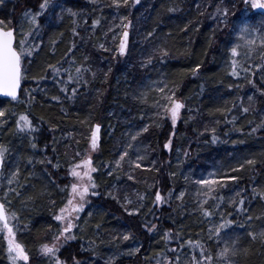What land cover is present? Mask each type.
I'll list each match as a JSON object with an SVG mask.
<instances>
[{"label": "trees", "instance_id": "trees-1", "mask_svg": "<svg viewBox=\"0 0 264 264\" xmlns=\"http://www.w3.org/2000/svg\"><path fill=\"white\" fill-rule=\"evenodd\" d=\"M38 1L13 0L0 10V16L8 14L4 20L14 21L23 9L35 7ZM210 2L140 0L133 5L129 0L127 6L116 7L113 0H59L65 9L71 8L78 15L73 17L64 11L60 18H55L61 12L55 8L48 18L52 19L51 26L47 19L41 23L43 47L34 57L22 61V76L27 78L21 79L18 100L0 98V109L6 112L8 120V125L0 127V141L8 143L18 154L19 184L24 185L20 188L14 184L21 195L11 193L7 200L12 202L9 211L20 217L17 238L25 245L30 264H50L49 258L40 256L39 249L45 243L51 244L60 228L53 216L67 200L68 193L60 189L68 186L69 168L77 161L76 157H69V151L74 147L75 153L83 152L87 137L78 141L77 136L83 130L88 134L98 120L100 140L93 156V166L98 172L93 175L99 195L89 199L79 227L73 230L77 239L61 248L58 253L61 260L66 264H72V257L83 264H157V254L163 253L171 259L179 255L180 264H193V257H199L200 253V248L193 245L203 244L213 257L217 256L220 249L215 241L209 240L208 229L218 224L223 215L235 221L232 229L226 230L237 241L238 255L232 258L235 264H264V242L249 237V233L264 231V199L260 196L264 193V129L252 131L264 121V72L254 67L264 65V59L239 62V75H231L230 38L206 22L211 13L205 14L203 10ZM121 17L130 19L129 27L121 28L117 44L127 30V54L130 50L131 55L128 59L112 60L103 54L100 49H105L99 45H107L104 39L109 33L119 31ZM93 21H99L95 28ZM74 27L77 36L73 35ZM73 44L76 47L69 58L76 61L75 66L83 64L91 70L85 72L89 86H81L78 97L69 100L60 91L62 85L50 75L39 84L33 77L43 75L41 69L46 63L61 61ZM161 48L169 55L162 58L158 51ZM149 58L152 63L146 64ZM197 65L200 67L194 75L192 69ZM244 68L250 71L245 72ZM157 80L175 87L177 98L186 104L174 132L165 121L160 123L159 117L154 116L155 102L145 100L147 81ZM73 86H69V92ZM32 89L39 90L29 93ZM248 94L253 97L252 102ZM29 95L34 97L31 103ZM53 96L59 97V101L51 99ZM243 108L249 111L245 113ZM18 113L27 114L37 129L30 133V142L18 141L14 135L13 123ZM144 126L149 129L145 133L147 138L138 140L142 142L138 147H143L145 157L142 168L132 171L125 168L126 162L135 160L131 148L129 157L117 168L115 161L129 144V133ZM213 135L217 137L216 143L211 142ZM170 137L173 146L166 150L164 144ZM31 143L37 147L33 149ZM186 151L188 156L184 154ZM46 158L60 166L39 163ZM29 159L33 163L29 164ZM249 159L255 163L247 165ZM241 164L243 169L232 171ZM210 167L218 171L215 179L232 175L239 179L227 181L225 187L206 196L207 190L196 186L192 174H203ZM109 172L113 175L109 176ZM130 172L134 180L129 182ZM201 174L197 177L203 179ZM157 188L165 197L170 191L174 193L168 202L159 206L153 204ZM3 191L4 187L0 188V197ZM181 191L186 194L184 207H178L181 201L176 199ZM109 192L117 195L119 202ZM137 194L146 199L133 205L140 208L139 215L129 216L121 206L123 197L128 195L137 201ZM241 197L245 203L243 211H238L234 202L238 205ZM199 199L208 201L205 207L214 213L213 217H203ZM89 212L93 213L91 218ZM248 217L252 218L250 223ZM145 224H156L157 230L148 233ZM169 230L173 235L165 241L163 234ZM124 234H129L130 239L123 240ZM137 248L140 251L129 254ZM169 249L177 252L173 255ZM0 264H11L3 234H0Z\"/></svg>", "mask_w": 264, "mask_h": 264}, {"label": "snow or ice", "instance_id": "snow-or-ice-1", "mask_svg": "<svg viewBox=\"0 0 264 264\" xmlns=\"http://www.w3.org/2000/svg\"><path fill=\"white\" fill-rule=\"evenodd\" d=\"M245 5L251 2V7L253 9H264V0H243ZM0 3H3V0H0ZM133 5L139 4L140 0H131ZM129 4V0H113V5L116 7L127 6ZM59 7L61 9L60 14H55V18H60L64 11H67L70 16H77L78 14L72 11L71 8L65 9L62 3H59V0H40L39 10L38 11H26L23 15L22 22L20 24V31L17 33L14 27H11L12 21H4L0 20V92L4 93L6 96L11 97L12 100H18L17 89L20 87L21 79H25L27 77L22 76V61L34 57V55L38 54L39 49L43 47L42 37H41V23L40 20L49 16V14L54 13V9ZM200 5L197 4V8ZM174 9H169V11H173ZM218 18L223 17L224 20L227 19L229 15L228 8L217 7L215 14ZM47 23L49 26L52 24V19H47ZM75 23V21H74ZM99 21H93V28ZM25 24L27 28L25 30ZM123 27L127 29L129 24H124ZM111 31V29H109ZM73 35L77 36L78 33L75 27L72 29ZM239 39L244 41V45L251 48L256 45L257 39L260 41V46L264 47V35H261L258 29L252 28L251 26H244L239 29ZM19 35L20 38L16 41V37ZM148 36H152V33H148ZM249 36H253L254 38L249 39ZM116 37H113L115 40ZM128 40H129V32L125 30L121 37H119V45L116 49L119 56H126L128 50ZM39 41V42H37ZM55 41H52V44L55 45ZM101 48H104L103 44L99 45ZM241 45L236 44L229 49L232 57H236L238 55L237 49ZM76 45L73 44L72 47L68 49V51L64 54V57L61 61H57L56 63H46V66L41 69L43 75L39 77H33L37 84L41 81H44L49 78V75L58 85H62L60 87V91L65 94V98L69 100L76 99L79 95V90L81 86L87 88L90 84V81L85 77V72L90 71L91 69L81 64L79 66L76 65V61L72 58H69V54L73 52ZM108 51L109 49H105ZM161 57H166L169 55L167 50L161 48L158 49ZM85 61L88 60V57L84 58ZM146 64H151L152 60L149 58ZM67 65V67H65ZM73 66H75L73 71ZM199 65L196 68L192 69L193 74H196L197 69H199ZM256 69L261 72H264V65L256 64L254 65ZM241 68V64L237 59L232 60V68L231 75L236 77L239 75L238 69ZM111 69H109V72ZM243 71H250L249 68H244ZM105 78H107V73L104 74ZM93 79L96 77V73H92ZM163 83V82H160ZM249 83H253V81H249ZM71 87V91L69 92V86ZM39 89L28 90L29 93L32 91H38ZM155 91L158 93V99H156L154 103V107L157 109V115H160L163 112L164 115L170 117L173 128H175L178 119L181 115V110L186 107V104L177 99V92L175 87L169 88L167 84H163V86H157ZM264 95V93H262ZM34 99L31 95H29V103ZM53 100L59 101V97L53 96L51 97ZM143 99V96L141 97ZM249 101L253 99V97H248ZM63 111V109H62ZM243 111L247 113L249 111L248 108H243ZM6 116V112L4 110H0V118H4ZM43 119V118H41ZM3 120H0V123H3ZM81 123H86V121H82ZM101 129V125L99 123L95 124L91 128V137H90V150L95 152L99 147V132ZM257 129H264V121H262L256 128H253L252 131L255 132ZM16 130L17 133H33L37 131V129L33 126L32 120L29 119L27 114H21L16 120ZM148 126H144L140 131H138L135 135L131 136L132 141H136L137 137H139L143 132H147ZM213 133H215V129H212ZM174 136V133H173ZM212 143L217 142V137L215 135L212 136ZM172 137L169 138L168 142L164 144L165 149L172 148ZM31 147L35 149L37 147L36 143H31ZM133 144L129 143L125 150L120 153L119 159L115 161V165L119 168L122 163L129 157L128 149L132 148ZM55 151V148H53ZM8 152V148L0 144V165L3 164L4 157ZM185 156H188L189 153L186 151ZM81 153L76 152L75 156L79 157ZM145 157L137 156L136 161H129L130 166L134 165V168L140 169L142 168L141 161L144 160ZM28 163L31 164L33 161L31 159L28 160ZM41 164H48L54 168H58L60 165L52 164L50 159H45L39 161ZM93 160L89 156L87 159L80 160L78 163H73L69 168L68 175L73 177L75 182H73L70 186V190L66 185L64 188H61V192H67L68 198L64 203V206L59 208L58 212L54 214L53 219L60 224V228L58 234H54L52 238L51 244H43L40 247V252L43 256L49 258L50 264H66V261L60 259L58 253L61 248L68 244L71 241L77 239L76 234L74 233V229L79 227V222L82 219L81 213L86 211V205H89V196H98L99 193L96 190L98 185L94 178V173L98 172V169L93 166ZM255 163L254 160H247V165H253ZM105 167H109V165H105ZM244 168V165L241 164L239 168L232 169V171H240ZM20 169L17 168L16 171L11 173V176L8 178L7 182L10 186L8 191L5 193V197L0 199V234H3L4 241L7 244V253L11 264H30L29 253L22 243L18 242V230H19V220L20 217L16 212H10L9 206L11 205V201L7 200V196L11 193H15L17 197L21 195V192L17 190L16 187H11L12 185H18L20 188H23L24 185L19 184V176ZM109 176L113 175L112 172L108 173ZM173 176L175 173L172 174ZM129 180H134V176L129 174ZM238 177L235 175L222 177L220 179H199L196 181L197 184L203 185L207 188V193H204L206 196H211L213 191L219 188H223L226 186L227 181L237 182ZM253 192H256V189H253ZM43 194V193H41ZM173 192H169L168 196L165 197L162 195V190L157 188L155 190V198L153 201L154 205H162L168 202L169 198L173 195ZM112 199L117 200L119 202L120 198L113 194L112 192L108 193ZM185 192H179V195L176 196L178 201H181V204L178 207H184L183 200L185 197ZM240 193H237L239 196ZM262 199H264V193H260ZM32 198L29 197V200ZM146 199L144 195L137 194V201H134L129 198L128 195H124L123 204L121 205L125 212L129 216H136L140 213L139 207H133L137 202H142ZM55 204V202H52ZM199 209L203 217L211 218L214 213L210 211L205 205L208 203L206 199H199L197 201ZM245 201L241 197L237 206L238 211H243V205ZM93 215L92 212L88 213L89 218ZM231 214H229L230 216ZM251 217L247 218V222H251ZM260 219V217H258ZM235 221L233 219H226L223 215L220 218V222L218 224L213 225L208 229L209 232V240L215 241L217 247L220 249L217 253L216 257H213L212 254L204 248L203 244L193 245V247H199L200 253L199 257H193V264H234L233 257L238 255V245L236 239H233L231 236H228L226 230H231ZM97 228L100 225L96 226ZM146 231L148 233H152L157 230L156 224H151L148 226L144 225ZM51 230V229H49ZM173 233L169 231H165L162 239L168 241L171 239ZM249 237L252 240L259 239L264 242V231L259 234L249 233ZM123 240H129L130 235L124 234ZM192 244L191 241L188 242ZM223 245L222 247H220ZM183 248V245H180ZM140 251L139 248L133 250L132 253ZM169 253L175 254L177 249H169ZM72 264H83L81 260L72 257ZM157 264H180L179 255H175L174 259H171L169 255H165L163 253L157 254Z\"/></svg>", "mask_w": 264, "mask_h": 264}, {"label": "rangeland", "instance_id": "rangeland-1", "mask_svg": "<svg viewBox=\"0 0 264 264\" xmlns=\"http://www.w3.org/2000/svg\"><path fill=\"white\" fill-rule=\"evenodd\" d=\"M12 1L13 0H3V3H0V10H2L5 7L7 8L9 3ZM87 1H91V0H87ZM39 3H40V0L37 2V5L35 7L34 6L33 7L27 6L25 9H23L20 12L19 18L12 21L15 24L13 23L10 26L14 27L16 29L17 33H19V31H20V24L22 22V18H23L24 13L26 11H29V10H31L33 12L38 11L39 10ZM218 6L221 8H228L229 9V15H228L226 20H224L223 17L218 18L216 15H214ZM56 8H59V7H56ZM4 11H5V9H4ZM203 11L205 12V14L207 11H209L211 13L210 18H206V22L207 21L210 22L209 23L210 26H213L214 28H218V29H220V31L223 30L226 38L227 37L230 38V48H231V46L233 47L236 44L241 45L237 49L238 55L236 57H232V60L238 58L237 59L238 62H241V63H242V61L245 63H254L258 59H261V60L264 59V55H263L264 47L260 46V41L258 39L256 41V45L253 46L251 48V50L249 49V47L244 45L243 40L239 39V36H240L239 29L241 27H244V26H251L252 28L258 29L260 34L264 35V10L263 9H253L251 7V2H249V4H247V5H245L243 0H216V1L212 0V2H210L207 5V8H204ZM48 18H50V16L41 19L40 23L45 22V19H48ZM4 19H8V14H3V16H0V20H4ZM127 20H128V22H127ZM129 20L130 19H128V18L121 17L120 23L118 25L119 31L118 32H116L114 30L111 31L109 33V37L104 39V42L107 41V43H108L107 45H104V49H109L108 51L102 50L97 46V48L100 49L104 55H109L112 60H113V58L115 60H118L119 57L128 59L129 56L131 55L130 50L128 52L129 54H127L128 55L127 57L119 56V54L116 51V49L118 48L117 39L119 36V32H120V30L124 24L129 23ZM4 21H6V20H4ZM26 28H27V25L25 24V30H26ZM17 36H18L17 41L20 38H22L19 35H17ZM114 36L116 37L115 40H113ZM248 38L252 39L254 37L249 36ZM160 82H163V83H160ZM163 84H166V82H164L163 80H161V81L157 80L156 82L155 81L154 82L153 81H147L146 88L148 89V92H146L145 100H147L148 102H152V101L155 102L156 99H158V93L155 91V88L157 86H163ZM169 88H172V87L169 86ZM249 96H251V94H248V97ZM253 100L254 99H252L250 102H252ZM152 108L154 109V112H153L154 116L156 115L157 117H159V119H160L159 122L162 123V121H165V123L168 124V126H170V128H172V131L174 132L180 118L178 119L175 128H173L170 117L164 115L163 112H161L160 115H157L156 114L157 109L154 106ZM0 110H2V109H0ZM182 111H183V109L181 110V114H182ZM20 115H21V113H18L16 115L14 123H13L15 126L14 127L15 128L14 129V133H15L14 135L18 138V141L26 140L27 142H30V136H29L30 133H27L28 135L26 133H17L16 120L18 119V117ZM180 117H181V115H180ZM0 120L4 121L3 123H0V127H2L3 125H8V124H6L8 120L5 117L0 118ZM97 123L100 124V121L98 120V121L94 122V124H97ZM94 124L91 125V127L88 131V134L85 132V130H83L82 132L80 131L79 135L77 136L78 141L81 140V138H83L84 136H86L87 137L86 140H88L86 148H84L83 152L79 151V153H81V155L77 158L75 156V148L73 147L70 149L69 157L70 158L76 157L75 159H77V161L74 163H78L80 160L87 159L89 156L93 160V156L96 153V151L92 152L90 150V137H91V128ZM138 131H140V129L137 131H133L132 133L130 132L128 135L129 136V142L128 143L133 144V147L131 149H132L133 155L135 156V158H134L135 160H132V161H136L137 156H143L144 157L143 147H138V144H140L142 142H140L138 140L140 138H144V137L147 138V136L145 134L146 132H143L139 137H137L136 141L131 140V136L135 135ZM171 134H172V132H171ZM169 136H171V135H169ZM166 142H168V141H166ZM0 144H3L8 148V152L6 153V155L4 157L3 164H2V172H1V178H0V188L4 187V190H5V191H3V193L1 192V199H3L5 197V193L8 191V189L10 187L8 185L7 180L11 176V173L16 171V169L18 168L17 165L19 163V161H18L19 156L17 153H15L13 148L10 147V145L8 143L2 142V140H1ZM143 161L144 160H142L141 163ZM93 165H94V163H93ZM125 168H127V170H129V171H132V169H135L134 167L130 166L129 162H126ZM4 170H7V172L5 174H4ZM217 172H218L217 169L210 167L209 169L205 170L203 172V174H201L202 172L197 173L196 175L192 174V178H193V180H196V181L199 179H202L201 177H199V178L197 177L201 174V176H203V179H215V176L218 174ZM129 174H131V172ZM217 179H218V177H217ZM127 180L129 182L131 181L128 179V177H127ZM73 182H75L74 178L70 177L69 184H68L69 190H70V186ZM195 184H196V186L199 187V189H206L207 190V188L205 186L199 185L196 182H195ZM12 187H14V185H12ZM1 191H2V189H1ZM67 198H68V195H67ZM90 198H91V196H89V199ZM39 253H40V256L45 257L40 252V249H39ZM234 264H235V262H234Z\"/></svg>", "mask_w": 264, "mask_h": 264}, {"label": "water", "instance_id": "water-1", "mask_svg": "<svg viewBox=\"0 0 264 264\" xmlns=\"http://www.w3.org/2000/svg\"><path fill=\"white\" fill-rule=\"evenodd\" d=\"M264 10V9H263ZM20 87H21V82H20ZM20 87L17 89V96H18V93H19V89ZM0 97H3V98H9V99H12L11 97H8L6 96L4 93L0 92ZM95 125V124H94ZM100 133V132H99ZM1 169H2V165H0V175H1Z\"/></svg>", "mask_w": 264, "mask_h": 264}]
</instances>
